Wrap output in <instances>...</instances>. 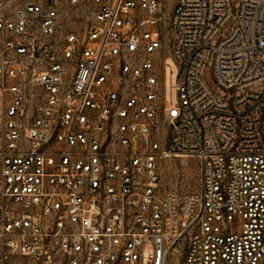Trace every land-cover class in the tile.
I'll return each mask as SVG.
<instances>
[{"label":"built area","instance_id":"obj_1","mask_svg":"<svg viewBox=\"0 0 264 264\" xmlns=\"http://www.w3.org/2000/svg\"><path fill=\"white\" fill-rule=\"evenodd\" d=\"M0 264H264V0H0Z\"/></svg>","mask_w":264,"mask_h":264},{"label":"rangeland","instance_id":"obj_2","mask_svg":"<svg viewBox=\"0 0 264 264\" xmlns=\"http://www.w3.org/2000/svg\"><path fill=\"white\" fill-rule=\"evenodd\" d=\"M207 77L211 82L210 74ZM160 176L163 190L178 195L190 193L198 187V164L196 160L182 156L165 159L160 164Z\"/></svg>","mask_w":264,"mask_h":264}]
</instances>
